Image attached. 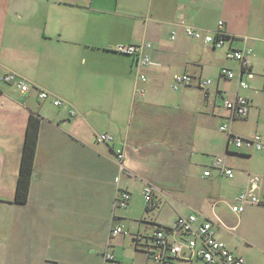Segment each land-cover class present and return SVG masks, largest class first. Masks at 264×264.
<instances>
[{"label":"crops","instance_id":"1","mask_svg":"<svg viewBox=\"0 0 264 264\" xmlns=\"http://www.w3.org/2000/svg\"><path fill=\"white\" fill-rule=\"evenodd\" d=\"M252 4L0 0V76L16 73L62 99L54 106L0 82V264H104L106 250L120 264H151L145 246L152 231L193 212L213 221L216 237L253 264L236 232L241 217L264 215V208L246 205L234 214L230 205L244 189L264 195V153L237 149L219 130L227 124L236 135L264 140V38L243 31ZM219 20L233 37L226 45L252 49L253 77L241 76L246 89L220 76L223 67L240 75L236 60L225 62L211 45L184 34V24L213 32ZM141 41L151 44L152 63L143 68L112 50ZM181 73L192 83L173 90L172 78ZM203 78L211 79L207 89L198 85ZM234 94L248 98L244 118L223 107ZM30 114L39 119L33 178L26 200L17 202ZM102 133L111 140L97 142ZM216 155L232 168L231 177L212 168ZM146 183L153 187L152 207L142 193ZM121 191L130 195L125 207L117 205ZM117 225L123 233L112 238ZM195 261L204 264L183 258L177 264Z\"/></svg>","mask_w":264,"mask_h":264},{"label":"built area","instance_id":"2","mask_svg":"<svg viewBox=\"0 0 264 264\" xmlns=\"http://www.w3.org/2000/svg\"><path fill=\"white\" fill-rule=\"evenodd\" d=\"M184 34L193 40H201L205 44L211 45L212 48H223L228 39L225 37L228 34L225 32V24L222 20L218 21L217 27L213 32H208L204 29L184 24ZM151 47L149 42H139L137 44H121L112 47L113 51L124 53L126 55L135 58L136 66L145 67L152 62L147 50ZM252 49L250 46L243 44L241 47H231L227 45L225 56L228 59L236 60L240 67V75L235 76L236 73L228 67H223L220 70V76L224 79L231 80L236 79L238 87L240 89L248 88V83L243 80L241 76L244 74L247 78H252L253 74L250 70V57ZM141 81H145L144 76H140ZM0 82L7 83L12 91L16 95H25L27 93L35 92L36 96L40 100L52 99L54 106L62 104V99L59 97L51 96V93L44 88H40L32 82L25 80L24 78L16 75V73L9 72L0 76ZM192 79L189 73L175 74L172 78L173 90L180 89L185 85H190ZM198 85L204 89L209 88L211 85V79H200ZM139 92L143 93L141 89ZM223 107L229 110L230 116L235 118H244L247 115L249 101L248 98L242 94H234L232 97L224 99ZM71 116L76 114L75 110L69 111ZM220 131L228 134V140L234 144L237 149L244 150L246 152H262L264 153V140L260 134H254L253 136H241L234 134L227 126L223 124L219 127ZM111 138L107 133L96 135L97 142H107ZM115 157L120 164L119 169L123 168L124 153L122 149L115 150ZM212 168L217 170L218 173L232 176V168L227 165V162L222 156H214L212 161ZM204 175L208 176L210 171H204ZM119 176L116 177V181H119ZM153 187L151 184H144L142 193L144 200L149 203V207L154 206L152 200ZM130 195L128 192L121 191L117 197V205L125 207ZM246 205L263 206L264 208V195L260 196L252 191L241 190L230 205V209L234 214H240L244 211ZM197 213H190L188 215H177L172 227L168 229L164 227H158L154 229L149 237L148 245L145 246V250L148 252L151 258V264H177V261L183 258L187 262H191L194 259L201 260L204 264H246V259L239 254L231 252L227 244L218 239L215 234L213 221L209 219H198ZM123 233L122 227L117 225L111 228V237H115ZM182 238L175 237V235ZM104 264H120L115 254L111 250H106L103 253Z\"/></svg>","mask_w":264,"mask_h":264},{"label":"rangeland","instance_id":"3","mask_svg":"<svg viewBox=\"0 0 264 264\" xmlns=\"http://www.w3.org/2000/svg\"><path fill=\"white\" fill-rule=\"evenodd\" d=\"M253 2L251 13H248L249 20L243 31L253 32V34L264 38V0H253ZM226 44L222 49H216L217 55L225 62L231 60L225 56ZM261 216H264L262 212L255 214V216L246 214L241 217L239 229L236 232L241 248L245 250L247 258L253 264H264V226L263 221L260 220ZM225 223L230 222L225 221ZM194 264H199V262L195 261Z\"/></svg>","mask_w":264,"mask_h":264},{"label":"trees","instance_id":"4","mask_svg":"<svg viewBox=\"0 0 264 264\" xmlns=\"http://www.w3.org/2000/svg\"><path fill=\"white\" fill-rule=\"evenodd\" d=\"M226 39H233L231 36H226ZM39 126V119L30 114L27 121V129L25 132L24 147L21 153V163L19 164V177L16 183L15 191V201L24 202L26 200V195L28 194V189L30 181L33 178V168L32 163L34 161V152L36 148V132ZM168 229V227H164Z\"/></svg>","mask_w":264,"mask_h":264}]
</instances>
